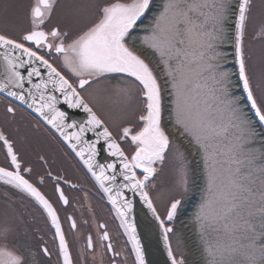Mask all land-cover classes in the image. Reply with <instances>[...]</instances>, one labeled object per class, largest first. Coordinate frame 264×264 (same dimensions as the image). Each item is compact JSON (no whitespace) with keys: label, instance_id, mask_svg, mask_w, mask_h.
Returning a JSON list of instances; mask_svg holds the SVG:
<instances>
[{"label":"snow or ice","instance_id":"6c2138e0","mask_svg":"<svg viewBox=\"0 0 264 264\" xmlns=\"http://www.w3.org/2000/svg\"><path fill=\"white\" fill-rule=\"evenodd\" d=\"M254 22L264 45V0H0V264H156L153 240L162 264H189L175 222L196 169L204 188L193 264H264V47L257 69L247 47ZM116 79L119 122L96 94ZM42 133L78 159L123 246L107 221L95 235L67 213L62 221L63 185L83 186L45 155L40 171L25 159L21 143ZM169 164L177 179L161 209L151 192ZM64 223L84 240L75 256Z\"/></svg>","mask_w":264,"mask_h":264},{"label":"flooded vegetation","instance_id":"af4514ba","mask_svg":"<svg viewBox=\"0 0 264 264\" xmlns=\"http://www.w3.org/2000/svg\"><path fill=\"white\" fill-rule=\"evenodd\" d=\"M258 26V22H254L253 25L249 27L247 47L252 53L253 59L256 58L259 60V54L261 48L264 47V45H262L258 39L253 38ZM145 27L146 26L141 24V26L138 28V32L136 33L138 37L142 36V34L145 33H142V31L146 30ZM256 66L258 67V65ZM101 85L102 82L97 85V88ZM100 97L102 98L101 94ZM4 102L5 96L0 94V110H2ZM102 102H104L105 106L108 105L111 109L115 108V106L109 105L105 103V101ZM112 111L116 110L112 109ZM20 147L21 151L25 156V159L29 160L36 167L37 171L41 170L39 165L42 163V161H39L37 158V154L39 153L45 155L48 158L49 164L51 165L53 171H59L62 175H66L73 182H78L80 185L83 186V190H80L72 189L69 185H63L66 195L69 197L70 205L67 206L66 209L65 206H61L60 215L62 217V221L66 213L67 215L73 216V218L76 219L78 225L81 226L80 232L84 235H87L89 233L95 235L96 222L107 221L109 230L114 238V245H116L118 248L123 246L126 238L117 235L118 231H122L118 230V222L114 221L112 216L108 214L107 208H101L100 205L97 203L99 197L96 195L95 189L91 188V184L93 182L85 179L82 167L78 164L77 160L73 158V155H66L56 144V141L52 140L51 137H48L46 134L43 133L38 137L30 136L27 141H23L21 143ZM0 159H2V157H0ZM45 190L51 193V186H49ZM85 191L89 192V195L87 197H85L84 195ZM93 211L95 212V216L93 215ZM85 219L92 221L91 228H89L88 225L83 224V221ZM37 227L40 229H44L45 231L47 230L45 228L43 220H41L39 217L37 218ZM64 228L68 233V239L73 246V253L75 256L79 249L83 247L84 240L82 238H73V233L69 231L68 223H64ZM46 239L51 241V234H49Z\"/></svg>","mask_w":264,"mask_h":264},{"label":"rangeland","instance_id":"374dc122","mask_svg":"<svg viewBox=\"0 0 264 264\" xmlns=\"http://www.w3.org/2000/svg\"><path fill=\"white\" fill-rule=\"evenodd\" d=\"M154 15H153V18H154ZM151 20L149 21V24L145 27L146 29L150 25ZM224 47H228V46H224ZM228 54L231 55L230 50ZM258 61L259 60L256 58L253 59V66L256 67L257 69L258 67L256 65L259 64ZM226 66L228 67L229 70L234 71V65L231 62H229ZM122 86H124L123 82H121L120 86H117V87H122ZM115 88L116 86L112 85L111 83H108V81H104L102 85L97 88L98 91L96 89V93L97 95L99 94L98 95L99 97L101 94L102 99H104L102 101H105V103L109 105L115 106V108H112V109L116 110V111H112V109L109 108L108 105L105 106L104 102H102L101 112L105 115L106 118H110L111 120L119 122L123 117V109L125 107V102L122 99V97H120L119 95L115 93L114 91ZM176 179H177L176 172L174 171L172 164H169L166 168V174L161 177V181L157 188V191L156 193H154V198H158L157 203L161 207V209H163V206L166 200L169 198V196L174 194L173 190L175 188ZM203 188H204V184H203ZM197 207H196L195 212L197 211ZM195 212H193L192 217L190 218V221L192 224H193L192 220H193V216ZM193 227L195 231V226L193 225Z\"/></svg>","mask_w":264,"mask_h":264},{"label":"trees","instance_id":"16d2710c","mask_svg":"<svg viewBox=\"0 0 264 264\" xmlns=\"http://www.w3.org/2000/svg\"><path fill=\"white\" fill-rule=\"evenodd\" d=\"M155 3L157 5V8L160 6L161 0H155ZM155 13L151 14V19L153 18V15ZM198 184L197 185V200L193 206L192 209L189 208L190 204H186L179 217L177 218L176 221V230L178 234H182L184 241L186 242L188 251H189V264H193V261L195 262H199L201 257L199 255V250L195 247V231H194V227L193 224L190 221L191 215L193 214V210L195 208V205L198 204V200L201 198V194H202V190H203V184H204V180L203 177L198 169ZM193 176L195 178L196 176V170L193 172ZM200 176V177H199Z\"/></svg>","mask_w":264,"mask_h":264},{"label":"bare ground","instance_id":"6f19581e","mask_svg":"<svg viewBox=\"0 0 264 264\" xmlns=\"http://www.w3.org/2000/svg\"><path fill=\"white\" fill-rule=\"evenodd\" d=\"M121 80H118V79H116V80H108V83H111L112 85H114V86H120V84H121ZM114 103V102H113ZM78 162V161H77ZM78 164H79V162H78ZM80 165V164H79ZM81 166V165H80ZM82 167V166H81ZM166 168H167V166L158 174V176H157V178H155V183H156V185H157V187L155 188V189H153L152 190V192H151V195L154 197V193H156V191H157V188H158V186H159V184H160V181H161V177L163 176V175H165L166 174ZM198 175H199V173H198V169H196V176H195V178H194V176H193V173H192V177H191V190H190V193H189V195L188 196H186L185 197V199H184V205H183V207L186 205V204H190L189 205V208L190 209H192L193 208V206H194V204H195V197H196V191H197V185H198ZM201 196V195H200ZM201 199V198H200ZM200 199L198 200V202L200 201ZM197 205L198 204H196L195 205V208H194V210H193V212H195V210H196V207H197ZM181 213V212H180ZM180 215V214H179ZM179 215H178V217H179ZM177 217V218H178ZM191 217H192V215H191Z\"/></svg>","mask_w":264,"mask_h":264},{"label":"water","instance_id":"95a60500","mask_svg":"<svg viewBox=\"0 0 264 264\" xmlns=\"http://www.w3.org/2000/svg\"><path fill=\"white\" fill-rule=\"evenodd\" d=\"M21 71L23 72L24 70L21 69ZM33 80H34V82H38V79L35 77L33 78ZM3 81H4V69L2 66H0V83H2ZM26 87H30V85H26ZM0 94L5 96L4 93H0ZM8 98L11 99L10 97H8ZM27 111L30 112V110H27ZM83 115H84L83 113L77 112L76 118H81ZM69 151H70V149H69ZM77 161H78V159H77ZM129 195H131V194H129ZM137 200H138V198H137ZM137 209H138V211L140 209V205L138 203H137ZM149 258L151 260L155 261L156 264H162L163 260L165 259V256H164L163 251H162V246L158 245L155 240H153Z\"/></svg>","mask_w":264,"mask_h":264}]
</instances>
